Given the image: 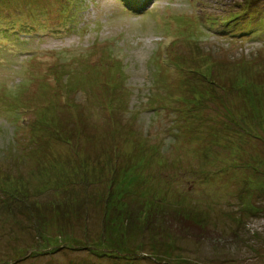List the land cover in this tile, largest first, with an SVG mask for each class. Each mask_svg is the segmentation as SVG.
Here are the masks:
<instances>
[{"label":"rangeland","instance_id":"374dc122","mask_svg":"<svg viewBox=\"0 0 264 264\" xmlns=\"http://www.w3.org/2000/svg\"><path fill=\"white\" fill-rule=\"evenodd\" d=\"M0 264H264V0H0Z\"/></svg>","mask_w":264,"mask_h":264},{"label":"trees","instance_id":"16d2710c","mask_svg":"<svg viewBox=\"0 0 264 264\" xmlns=\"http://www.w3.org/2000/svg\"><path fill=\"white\" fill-rule=\"evenodd\" d=\"M246 2H249V0H246ZM26 24H31L30 22H26ZM25 23H24V25H26ZM20 27H22V25H21V22H20V24H19V26H18V28L16 27V26H11V27H9V26H6V25H4L3 26V29L4 30H9V31H23V29L22 28H20ZM20 39H24L23 37H20ZM207 80H208V82L210 83V85L212 86V87H214V86H216V84H215V82L213 81V80H211V76H207ZM221 90H223V89H225L226 90V88L225 87H223V86H221ZM202 92H200V94H201ZM196 98V97H195ZM199 101V97H197V99H196V102H198Z\"/></svg>","mask_w":264,"mask_h":264}]
</instances>
